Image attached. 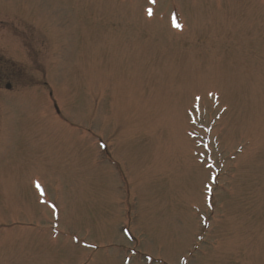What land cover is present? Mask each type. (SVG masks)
Masks as SVG:
<instances>
[{
	"label": "rangeland",
	"instance_id": "obj_1",
	"mask_svg": "<svg viewBox=\"0 0 264 264\" xmlns=\"http://www.w3.org/2000/svg\"><path fill=\"white\" fill-rule=\"evenodd\" d=\"M0 264H264V0H0Z\"/></svg>",
	"mask_w": 264,
	"mask_h": 264
},
{
	"label": "snow or ice",
	"instance_id": "obj_2",
	"mask_svg": "<svg viewBox=\"0 0 264 264\" xmlns=\"http://www.w3.org/2000/svg\"><path fill=\"white\" fill-rule=\"evenodd\" d=\"M149 15H151V10H149Z\"/></svg>",
	"mask_w": 264,
	"mask_h": 264
}]
</instances>
